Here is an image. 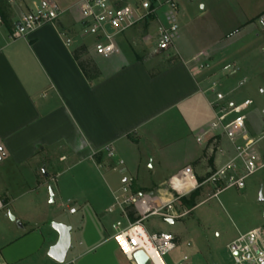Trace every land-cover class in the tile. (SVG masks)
Wrapping results in <instances>:
<instances>
[{
	"label": "crops",
	"instance_id": "crops-1",
	"mask_svg": "<svg viewBox=\"0 0 264 264\" xmlns=\"http://www.w3.org/2000/svg\"><path fill=\"white\" fill-rule=\"evenodd\" d=\"M1 1L4 3H0V12L2 9L5 19L0 23V196L5 197L7 208H0V219L10 222L8 211L17 197L36 194L42 203L32 205V215L18 218L21 226L17 219L11 222L15 226L10 227L14 236L12 240L0 239V264L28 260H35L32 264H59L49 257L50 249L59 241L53 224L71 227V236L74 227L66 224V218L55 210L49 211L46 203L54 205L58 199L64 205L66 185L63 188L59 180L65 177L66 167L72 161V167L88 162L111 175L116 186L111 190L112 197L121 192L127 179L133 178L134 193L165 202L176 194L172 180L186 167H192L200 184L210 167L221 168L234 157L227 138L220 140V151L212 152L209 148V136L205 133L215 114L208 88L228 74L225 80L230 83L255 78V73H246L245 62L241 66L236 60L233 66L227 62L228 58L242 54L241 43L252 34L251 18L220 30L206 50L183 54L176 46L178 36L172 47L177 52L175 57L169 55L170 51L164 53L166 57H142L136 52L132 29L131 35L127 32L118 40L120 54L104 59L96 54L95 46L90 48L84 43L80 0H50L65 14L20 39L12 38L15 24L44 0ZM164 12L161 9L159 18L134 29L150 27L157 34L159 24L165 22ZM82 46L88 49L83 59L93 61L100 70V77L93 82L86 79L73 56ZM232 47V56L226 55ZM155 50L156 47L153 53ZM202 53L204 57L200 56ZM204 63L210 65L209 70L200 68ZM253 107L254 102L249 109L251 114ZM249 125L255 131L250 122ZM97 155H102L100 163L96 161ZM212 157L214 162L210 166ZM116 172L120 178L112 175ZM153 177H158L159 182L154 183ZM50 182L57 183L53 203L47 202ZM113 204L105 210L107 213H112ZM72 208L69 207V214L76 216L78 211L71 214ZM44 226L51 227L54 236H45L41 230ZM145 230L148 234L161 233ZM98 235L96 229L84 232L86 248L74 261L85 258L104 243L112 244L113 258L118 253L125 256L114 234L103 235L97 241Z\"/></svg>",
	"mask_w": 264,
	"mask_h": 264
},
{
	"label": "rangeland",
	"instance_id": "rangeland-1",
	"mask_svg": "<svg viewBox=\"0 0 264 264\" xmlns=\"http://www.w3.org/2000/svg\"><path fill=\"white\" fill-rule=\"evenodd\" d=\"M177 3L180 10L177 16L180 41L176 40L177 44L176 41L175 44L183 54L185 51L206 50L210 48L208 46L217 38L220 30H226L235 24L242 23L246 17L253 20L251 24L254 25L249 28L252 34L244 40V43H241V46H244L240 47L243 50L242 54L236 57L237 59L228 58L227 62L232 66L235 65V60L238 66L245 62L246 73L253 72V75L255 73V78L249 82L248 79L243 78L241 83L240 81L230 83L225 80L229 77L228 74L224 79L219 78L218 84L220 90L227 96L226 103L233 102L238 105L248 99L254 102L252 114L249 113V122L258 133L260 114L264 111V93L260 92L264 90V25L260 23L261 20L264 21V0H177ZM150 29L144 26L138 29L140 31L133 29L136 52L146 59L164 55V53H153L157 34ZM127 34L131 35L130 31ZM83 40L90 48L94 47L93 38L85 37ZM79 43L80 40L74 47ZM232 49L235 48L232 47L225 54L232 56L234 51ZM169 55L175 57L177 52L171 48ZM204 64L208 65V63ZM229 70L234 71L231 68ZM70 164L69 168L66 167L65 177L59 180L63 188L66 185L64 205L62 206L58 199L54 205L46 203L49 211L55 210L62 218H66V224L74 227L72 249L68 254L66 264H88L90 262L131 264L122 253H118L116 258L112 257L111 243L100 245L83 259L73 260L78 258L86 248V245H83L85 231L96 229L99 234L96 237L98 241L101 237L103 238V235L105 237L108 234H114L113 224L117 222L126 224V219L119 214L118 210L112 213L105 211L114 202L111 190L116 186L111 180V175H107L103 168L96 169L88 162L76 167H72L74 161ZM144 172L147 173L146 170ZM112 175L119 177L118 172ZM158 176H163V174H158ZM233 176L234 173H230L217 185L207 184L201 188L200 196L197 198L198 205L194 209L189 210L180 205L179 210L186 211L187 215L175 221L174 225L160 216H152L145 221L144 226L148 231L167 232L177 239V248L162 257L164 264H179L185 257L188 259L185 264H233L228 245L239 234L254 229L264 231V201H261V197L264 200V169L245 181V189L231 188L218 193ZM153 178L154 183L159 182L158 177ZM50 183L48 203L51 200V192L54 193L57 188V183ZM15 200H17L16 203H13L8 211L10 222L0 219V239L12 240L14 236V230L10 229V227H15L11 223L13 222L11 216L19 222L18 218L32 215L30 212L32 205L42 203V199H39L36 194L21 199L17 197ZM0 201L4 202L5 197L0 196ZM71 206L78 211L76 216L69 214ZM50 229L51 227L44 226L41 230L45 236H54ZM3 234L5 236H1ZM153 258L157 264H163L155 254ZM34 261L28 260L20 264H32Z\"/></svg>",
	"mask_w": 264,
	"mask_h": 264
},
{
	"label": "built area",
	"instance_id": "built-area-1",
	"mask_svg": "<svg viewBox=\"0 0 264 264\" xmlns=\"http://www.w3.org/2000/svg\"><path fill=\"white\" fill-rule=\"evenodd\" d=\"M78 9L82 37L93 38L96 54L104 59L120 54L118 40L137 26L159 18L161 9L165 11V22L158 26L155 52H169L179 36L177 16L180 10L177 0H80ZM64 14L55 2L44 0L19 19L12 38L26 37L46 24L55 23ZM2 21L0 14V23ZM260 23L264 25L263 20ZM67 43L71 44V40L68 39ZM200 56L204 57L205 54ZM200 68L208 69L210 65L203 64ZM208 93L213 95L210 104L215 114L209 131L205 133V136H209V148L212 152L220 151V140L227 138L235 155L221 168L210 167L204 182L200 184L197 183L192 167H186L178 178L172 180L177 192L171 200L165 202L134 193V179L126 180L121 192L113 194L114 204L110 212L118 210L126 219V224H113V238L127 259L134 263V254L138 251L145 252L150 258V264H155L150 253L152 250L162 259L177 248V240L172 234H148L143 226L147 219L160 216L167 221L180 220L187 215L186 211L178 208L182 198L189 197L207 184L217 185L230 173H234V176L218 193L231 188L243 190L245 181L264 169V112L260 130L256 133L249 125L252 101H244L238 105L233 102L226 103L227 96L220 90L217 81L210 84ZM198 142L202 143V138ZM70 213L75 214L76 209H70ZM227 248L233 264H264V231L254 229L239 234ZM187 260L185 257L179 264H185Z\"/></svg>",
	"mask_w": 264,
	"mask_h": 264
},
{
	"label": "trees",
	"instance_id": "trees-1",
	"mask_svg": "<svg viewBox=\"0 0 264 264\" xmlns=\"http://www.w3.org/2000/svg\"><path fill=\"white\" fill-rule=\"evenodd\" d=\"M1 4H3L4 2L1 1ZM1 8V7H0ZM2 19H5V15L4 12H0ZM88 53V49L85 46H82L80 48H78L77 50L74 51V59L76 60V62L78 63V66L80 68V70L82 71V73L84 74V76L86 77V79L90 82H93L95 80H97L100 77V70L98 69L97 65L91 61V60H84V56ZM101 157L102 155H97L96 156V161L98 163L101 162ZM213 157L209 158V165L213 166ZM200 183L204 182V179H200L199 180ZM200 196V190H196L195 192H193L190 197H184L181 200V205L184 208H188L189 210L194 209L195 207H197L198 203H197V198ZM2 202V201H1ZM2 205L4 208H7V202H2Z\"/></svg>",
	"mask_w": 264,
	"mask_h": 264
},
{
	"label": "water",
	"instance_id": "water-1",
	"mask_svg": "<svg viewBox=\"0 0 264 264\" xmlns=\"http://www.w3.org/2000/svg\"><path fill=\"white\" fill-rule=\"evenodd\" d=\"M261 201H264L261 197ZM51 202H54V194L51 193ZM13 222L16 221L14 217L11 216ZM21 226L20 222H17ZM173 224V222H171ZM53 229L59 234L58 243L50 249L49 257L59 264H65L67 255L72 248V228L63 224H53ZM135 264H150V258L143 251H138L134 254Z\"/></svg>",
	"mask_w": 264,
	"mask_h": 264
},
{
	"label": "bare ground",
	"instance_id": "bare-ground-1",
	"mask_svg": "<svg viewBox=\"0 0 264 264\" xmlns=\"http://www.w3.org/2000/svg\"><path fill=\"white\" fill-rule=\"evenodd\" d=\"M150 253H151V256L154 255V254H155L156 256H158L153 250H152ZM158 257H159V256H158Z\"/></svg>",
	"mask_w": 264,
	"mask_h": 264
}]
</instances>
